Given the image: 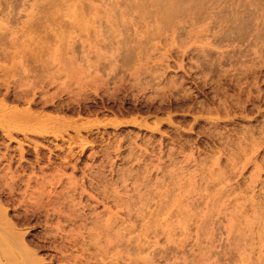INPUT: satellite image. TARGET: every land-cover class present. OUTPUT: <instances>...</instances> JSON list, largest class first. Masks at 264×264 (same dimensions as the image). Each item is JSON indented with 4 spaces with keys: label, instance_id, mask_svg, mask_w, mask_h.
Returning <instances> with one entry per match:
<instances>
[{
    "label": "rangeland",
    "instance_id": "rangeland-1",
    "mask_svg": "<svg viewBox=\"0 0 264 264\" xmlns=\"http://www.w3.org/2000/svg\"><path fill=\"white\" fill-rule=\"evenodd\" d=\"M0 103V264H264V0H0Z\"/></svg>",
    "mask_w": 264,
    "mask_h": 264
},
{
    "label": "bare ground",
    "instance_id": "bare-ground-1",
    "mask_svg": "<svg viewBox=\"0 0 264 264\" xmlns=\"http://www.w3.org/2000/svg\"><path fill=\"white\" fill-rule=\"evenodd\" d=\"M41 100H43V99H41ZM32 101H34V100L32 99ZM4 102H5V101H3V103H4ZM0 104H1V103H0ZM1 105H2V104H1ZM2 107L4 108V104L2 105ZM12 107H13V106H12ZM15 107H16V106H15ZM3 108H1L0 110L2 111ZM6 108H7V105H6ZM6 108H4V109H6ZM8 108H9V107H8ZM22 108H23V107H22ZM9 109H10V108H9ZM9 109H8V111H11L10 114H11L12 112H14V114H13V113H12V114L15 115V116H16V114H18V112L20 111V110H19V111L17 110V113L15 114L16 111H14V109H11V110H9ZM6 110H7V109H6ZM23 110H24V109H23ZM23 110H22L21 112H22V115H24V116H28V115H31V116H28V117H32L33 115H34V117L36 116V115H35L36 113L33 114V113L31 112V109L29 110V108H28V109L25 108V111H23ZM1 111H0V112H1ZM5 113H6V112H5ZM3 114H4V113H3ZM6 114H8V113H6ZM10 114H9V115H10ZM19 114H21V113H19ZM44 114H45V113H44ZM1 116H2V115H1ZM24 116H23V117H24ZM2 117H3V116H2ZM4 117H6V115H5ZM11 117H12V115H11ZM23 117H21V119H22ZM42 117H43V116H42ZM32 118H33V117H32ZM52 118H53V117H52ZM21 119H20V121H21ZM26 119H27V118H26ZM28 119H29V118H28ZM33 119H34V118H33ZM35 119H36V117H35ZM41 119H42V118H41ZM30 120H32V119H30ZM52 120H53V119H52ZM52 120H51V121H52ZM57 120H58V119H57ZM62 120H63V119H62ZM10 122H11V121H10ZM34 122H35V121H34ZM54 122H55V120H54ZM19 123H20V122H19ZM51 123H53V122H51ZM22 125H23V124H22ZM33 130H34V129H33ZM34 131H35V130H34ZM35 132H36V131H35ZM41 132H42V131H41ZM27 133H28V132H27ZM42 133H43V132H42ZM24 134H25V133H24ZM32 134H33V133H32ZM7 135H8V134H7ZM12 139H13V138H12ZM0 221H1V220H0ZM9 236H10V235H9ZM10 238H11V236H10Z\"/></svg>",
    "mask_w": 264,
    "mask_h": 264
}]
</instances>
